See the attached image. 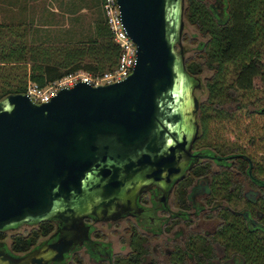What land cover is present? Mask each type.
<instances>
[{"label": "water", "instance_id": "water-1", "mask_svg": "<svg viewBox=\"0 0 264 264\" xmlns=\"http://www.w3.org/2000/svg\"><path fill=\"white\" fill-rule=\"evenodd\" d=\"M137 43L120 80L79 79L48 100L0 98V227L56 218V237L25 253L0 242V264H49L89 235L85 217L117 218L152 182L191 165L199 131V75L186 64V0H119ZM163 188V187H162Z\"/></svg>", "mask_w": 264, "mask_h": 264}, {"label": "trees", "instance_id": "trees-1", "mask_svg": "<svg viewBox=\"0 0 264 264\" xmlns=\"http://www.w3.org/2000/svg\"><path fill=\"white\" fill-rule=\"evenodd\" d=\"M78 1L92 12L88 26L47 27L31 35V22L0 21V98L26 91L30 79L45 85L70 71L97 74L114 67L120 45L106 20L102 0ZM184 17L202 36L191 37L198 44L195 55H186L187 67L197 75L210 71L201 80L207 96L199 102L195 146L223 155L233 153V161L219 168L209 158L197 161L179 181L176 200L180 207H190L188 186L197 176L209 174L208 201L238 202L244 196L245 180L253 183L264 178V96L256 94V78L264 89V0H186ZM247 201L254 210L262 209L260 225L249 226L241 213L221 207L215 232L188 227L185 240L172 244L166 260L154 252L146 260L153 234L132 223L130 249L115 253L114 264H189V257L194 264H214L215 241L227 253L238 254L240 264H264V192L254 203ZM53 228L52 220H43L27 233L14 235L12 247L27 250ZM74 257L82 263L78 252Z\"/></svg>", "mask_w": 264, "mask_h": 264}, {"label": "flooded vegetation", "instance_id": "flooded-vegetation-1", "mask_svg": "<svg viewBox=\"0 0 264 264\" xmlns=\"http://www.w3.org/2000/svg\"><path fill=\"white\" fill-rule=\"evenodd\" d=\"M222 5V4H221ZM202 85V84H201ZM199 85V86H201ZM195 87V92L196 88ZM197 94V93H196ZM198 96V95H197ZM199 98V97H198ZM201 100L199 99V102ZM198 114H199V108H198ZM199 130H200V122H199ZM199 134V131H198ZM197 134V136H198ZM197 136L193 139L191 150L193 152H199V154L195 156H191L190 161L194 160V162L191 165H187L185 168V174L180 177L177 180H172L169 183L165 185H159L157 182H152L147 188L143 189V191L139 194L138 198V205L136 208H134L132 211H128L127 213L117 217V218H95L92 215H87L85 217V220L87 223L90 224L89 229V235L83 240L81 244H76L74 247H72L65 255L64 259L57 260V261H50L49 264H70V262L73 260V257L79 252L82 248L84 249V252H86L90 257L97 260V262H101L102 264H114V255L115 253L119 252L113 249L112 243L108 239H104L102 237H97L94 234H97L99 230L96 227V222L98 221H112L116 222L123 218H134L135 221L133 225H137L138 228L140 225H148L151 224L153 227L147 228L143 227L142 230L147 231L148 233L155 235L161 234L163 231V228L159 227L158 229H154L155 226L158 227L161 223V220L163 216L161 215V212L165 211H171L168 215V217H165L164 220H162V223H168L170 220V217L178 216L181 218V222L184 221L182 227L178 230H176L177 234H182L184 236L183 241L186 237V223L187 225L193 221V217L191 215L198 216V221L195 223V227L197 231H201L204 233H213L216 231V228L218 227L221 218L218 214V210L221 207L229 208L230 210L241 213L249 226L252 225H260V217L262 216V209L259 207H256L255 210L252 208L251 204H248V199L254 203L259 199V197L264 192V178H257L253 180V183L249 180L244 181V189L243 194L244 196L238 200V202L227 201L224 198H216L213 201H208L206 198L210 192V175L209 174H202L200 176H197L194 181L188 186L189 190V197L188 200L191 204L190 207H180L177 209H172L171 207V198L172 195L175 194L177 185L179 181L184 178L190 169L193 167V165L200 160L203 159H211L213 161V167L219 168L220 164L227 162L228 165L232 164L233 161V153H227L225 155L219 154L216 151H209L206 150L203 147H197L195 146V140ZM234 167V166H233ZM163 187V188H162ZM194 208V209H192ZM188 219H191V221L188 223ZM43 220H52L54 222V228L47 234L41 237L39 241L34 244L32 247H30L27 250L18 251L15 250L12 247L11 244L7 243V240L5 239L4 235L5 232L10 228H18L21 225H31V228L35 225H37L39 222ZM60 226L59 221L56 218H49V219H42L37 221H27L22 220L19 222H16L14 224H7L3 227H0V242H3L4 246L15 253H25L35 247L38 243L41 241H44L46 239H53L56 237L55 231H57V228ZM29 229V230H30ZM28 230V231H29ZM27 231V232H28ZM19 232V231H18ZM25 232V233H27ZM130 234L132 232H129ZM99 234H101L99 232ZM97 234V235H99ZM130 237V235H129ZM14 238V237H13ZM130 246V243H128ZM215 246V252L216 255L214 256V264H240L238 263L239 255L236 253H227L225 250L223 244H221L218 241L214 242ZM130 249V248H129ZM171 250V247L168 245H164L163 247V253H165L166 256H168L169 251ZM153 252L155 253V256L157 258L160 257V254L162 251L159 252L157 245L153 246ZM151 258V255L148 253L146 254V260H149ZM106 261V262H104ZM189 264H194V258L189 257L188 258ZM192 262V263H191Z\"/></svg>", "mask_w": 264, "mask_h": 264}, {"label": "rangeland", "instance_id": "rangeland-1", "mask_svg": "<svg viewBox=\"0 0 264 264\" xmlns=\"http://www.w3.org/2000/svg\"><path fill=\"white\" fill-rule=\"evenodd\" d=\"M92 17L91 10L83 6L81 7L78 0H0V21H24L31 22L32 26L30 29L31 35L37 34L38 30H43L47 27H50L52 30H57L58 27H79V25L88 26ZM184 32L186 37L183 39V43L186 47V55H195L197 49V41H193L191 37L202 38L201 34L198 33L197 28L189 23L185 22ZM210 71L205 69L199 75L201 80L204 82L205 77L209 75ZM257 91L256 94L261 97L264 96V89L260 84L259 78H256ZM196 93L200 100L204 99L207 96V89L204 84L196 88ZM262 100L258 101L257 104H260ZM171 207L172 209L179 208V204L176 200V195L173 194L171 198ZM194 209V208H192ZM171 211L161 212L163 216L162 220L165 217H168ZM193 221L187 225L188 227H195V223L198 221V216L191 215ZM161 223L158 227L155 226L154 229L159 227L163 228L161 234L153 235L150 237V255L153 256V246L157 245V248L161 252L159 259L166 260L167 256L163 253L164 245L172 246L175 242H183L184 236L182 234H177L176 230L180 229L184 223L178 219V216L170 217L168 223ZM134 218H123L116 222L110 221H98L96 222V227L101 234L97 237H102L108 239L112 243V247L116 251L127 252L130 248L129 235L132 228V223H134ZM140 229L143 227L152 228L151 224L140 225ZM31 228V225H21L18 228H10L5 232V239L8 244H11L14 235L19 232H27ZM19 231V232H18ZM78 254L82 257V263H79L77 257H73L74 264H102L97 262L94 258L90 257L84 249L82 248ZM192 263V262H191ZM63 264V263H61Z\"/></svg>", "mask_w": 264, "mask_h": 264}, {"label": "built area", "instance_id": "built-area-1", "mask_svg": "<svg viewBox=\"0 0 264 264\" xmlns=\"http://www.w3.org/2000/svg\"><path fill=\"white\" fill-rule=\"evenodd\" d=\"M101 3L113 36L120 45V54L114 67L97 74L84 69L70 71L45 85H40L30 79L25 92L32 99L37 101L48 100L57 92L59 87L71 85L79 79L92 84H99L123 79L131 72L137 62V43L123 20L120 2L119 0H102Z\"/></svg>", "mask_w": 264, "mask_h": 264}]
</instances>
